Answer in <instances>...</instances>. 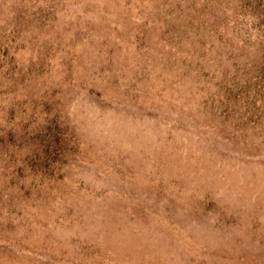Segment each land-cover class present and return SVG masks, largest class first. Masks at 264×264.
I'll return each mask as SVG.
<instances>
[{"label":"rangeland","instance_id":"1","mask_svg":"<svg viewBox=\"0 0 264 264\" xmlns=\"http://www.w3.org/2000/svg\"><path fill=\"white\" fill-rule=\"evenodd\" d=\"M0 264H264V0H0Z\"/></svg>","mask_w":264,"mask_h":264}]
</instances>
